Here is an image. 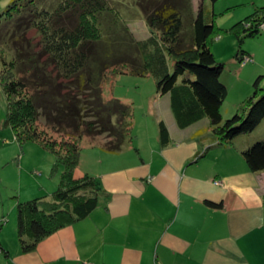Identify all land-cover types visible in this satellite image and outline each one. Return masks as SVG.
<instances>
[{"label":"trees","instance_id":"obj_1","mask_svg":"<svg viewBox=\"0 0 264 264\" xmlns=\"http://www.w3.org/2000/svg\"><path fill=\"white\" fill-rule=\"evenodd\" d=\"M206 1L198 0L195 9L189 0H11L0 12L5 125L19 145L34 142L53 153L50 175L59 173L49 196L19 200L13 195L23 253L97 207L99 180L75 175L83 137L111 154L132 139V109L118 99L103 100L101 85L106 78L151 76L156 93L168 98L179 129L207 120L206 128L194 136L208 137L212 143L196 159L210 149L233 145L236 137L252 132L264 119V61L250 83L242 84L248 94L231 115L224 119L221 113L229 95L224 81L228 60L249 63L246 45L264 40V0H238L217 14L213 9L217 0H209L210 6ZM238 6L249 8L229 14ZM225 14L227 23L218 25V17ZM137 17L147 30L141 38H135L128 26ZM31 30L35 37L28 35ZM228 43L233 45L231 54L226 61L217 60L216 52ZM40 118L61 138L46 139L47 133L38 128ZM157 126L160 145H168L166 124L161 119ZM240 154L250 172L264 171V135ZM4 222L1 217L0 232ZM0 252L8 257L1 243Z\"/></svg>","mask_w":264,"mask_h":264},{"label":"crops","instance_id":"obj_2","mask_svg":"<svg viewBox=\"0 0 264 264\" xmlns=\"http://www.w3.org/2000/svg\"><path fill=\"white\" fill-rule=\"evenodd\" d=\"M222 21L224 25L225 18ZM250 41L249 63L227 62L226 110H234L249 91L242 84L262 69L264 40ZM230 48H220L219 54L229 56ZM171 119H162L170 143L161 146L157 137L149 149L136 147L139 159L130 163L111 165L107 160L106 166L86 169L82 147L75 175L99 180L97 207L45 237L31 254L10 258L12 264H264V171L250 172L240 154L264 135V119L252 136L240 135L233 145L210 149L198 159L196 154L212 143L194 136L206 128L207 120L179 129ZM88 149L96 163L104 162L107 152L99 144ZM41 151L27 145L16 160L17 155L9 157L0 149V169L11 163L19 173L25 155L43 157ZM56 174L52 188L59 180Z\"/></svg>","mask_w":264,"mask_h":264},{"label":"rangeland","instance_id":"obj_3","mask_svg":"<svg viewBox=\"0 0 264 264\" xmlns=\"http://www.w3.org/2000/svg\"><path fill=\"white\" fill-rule=\"evenodd\" d=\"M10 1L11 0H0V12L5 9ZM189 1L192 4V7L197 9L198 0ZM237 1L238 0H217L213 9L216 14L222 13L226 8L233 6L232 4ZM206 5L210 6L209 0L206 1ZM247 8L249 7L247 6L241 8V6H238L237 10L233 9L229 14L234 16L239 14V12L242 13ZM229 14H225V16L220 15L217 20L218 25H221L220 23L223 22L222 20ZM135 19L136 18L128 22L129 29L135 35L134 37L141 38L146 36L147 30L142 19L139 18L135 21V23H133ZM226 23L227 20L225 19L224 25ZM186 32H189V28L186 29ZM28 35L30 37H35L36 33L31 30ZM224 39L228 40L227 37H224ZM34 41H37V39H34ZM230 45L231 43H228L229 48ZM226 54L227 53L219 54L216 52V59L219 61H226ZM101 90L104 101L118 99L123 104L131 107L132 139H127L125 141L124 146H122V149L118 152V154H120L119 156H115L116 154L105 153L104 157H102L104 162L98 164L96 163L93 153H91L88 149L90 144L96 143H94L90 137L84 136L81 146L83 147L84 152L86 150V153H84V158L81 159V161L82 166L86 169H98L100 166H106L107 160L112 163L111 165H115L116 163L119 165L122 161L130 163L134 158L135 160H138L139 156L137 151L135 152L136 147L150 148V145L154 143V140H156L158 135V121L161 119L167 121V118H172L171 120H173L169 105L167 104L168 99L167 97L160 96L156 93L155 81L151 76L138 77L129 74L112 75L104 80L101 85ZM156 99L157 101H155ZM221 113L225 119L231 115L232 111L228 109L226 110L225 104L223 105L222 103ZM5 116L6 101L0 90V149H2L3 152H7L9 157H15L17 155L16 160L22 155L23 148L27 145H37L40 148V151L42 150L41 153L43 154V157H35L34 155L31 157L29 154L25 155L20 167L21 171H19V173L18 170L11 165V163H8L6 167L0 169V218L3 217L5 220L0 232V243L2 247L8 251V257H5L3 253L0 252V264H12L10 258L21 259L22 256L31 254V252L23 253L21 251L16 235V201L13 195H16L19 200H25V196H49L56 189L55 186L52 188V184L56 181L55 177L57 174L53 173L49 175V169L54 161V154L50 151L42 149L34 142H26L22 146L19 145L14 139L13 132L10 127L5 125ZM44 122L45 119L40 118L37 121V124L39 130L47 133L44 135L46 136V139L53 140L61 138L62 134L56 133L50 124L46 125ZM251 134L254 133H248L246 136H252ZM99 139L101 141L100 137ZM94 141L99 142L96 139ZM26 153H28V151ZM45 168L48 170L45 175L41 174V176L40 173H42L41 171ZM34 169H37V171H34ZM213 183L215 185H219L218 180H215ZM13 263L16 264V262Z\"/></svg>","mask_w":264,"mask_h":264},{"label":"clouds","instance_id":"obj_4","mask_svg":"<svg viewBox=\"0 0 264 264\" xmlns=\"http://www.w3.org/2000/svg\"><path fill=\"white\" fill-rule=\"evenodd\" d=\"M244 64H246V62L245 63H243V62L241 63V65H244Z\"/></svg>","mask_w":264,"mask_h":264}]
</instances>
